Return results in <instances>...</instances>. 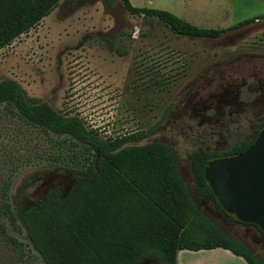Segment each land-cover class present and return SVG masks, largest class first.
I'll use <instances>...</instances> for the list:
<instances>
[{"label": "rangeland", "instance_id": "obj_1", "mask_svg": "<svg viewBox=\"0 0 264 264\" xmlns=\"http://www.w3.org/2000/svg\"><path fill=\"white\" fill-rule=\"evenodd\" d=\"M149 1L147 8H171L172 0ZM225 1L229 14L223 3L201 0L203 9L187 22L222 29L261 18L200 39L173 35L154 18L132 17L119 0H60L36 26L0 49V80L15 81L28 97L76 116L100 137L141 132L145 137L138 144L163 142L195 197L185 153L198 148L221 153L264 125V0ZM123 31L130 36H121ZM114 37L125 45V55L105 47L103 40ZM71 143L27 126L0 106V191L7 185L17 211L35 204L45 184L65 187L67 170L80 169L84 156ZM197 204L264 260L260 232L229 221L206 201ZM17 226L20 247L0 239V264H42ZM140 264L161 262L149 257Z\"/></svg>", "mask_w": 264, "mask_h": 264}, {"label": "trees", "instance_id": "obj_2", "mask_svg": "<svg viewBox=\"0 0 264 264\" xmlns=\"http://www.w3.org/2000/svg\"><path fill=\"white\" fill-rule=\"evenodd\" d=\"M59 2L0 0V49L36 26ZM119 3L128 15L154 18L171 34L189 38L215 39L261 18L222 29H204L164 10L134 7L129 0ZM121 36L130 35L123 31ZM117 38L103 42L109 51L123 56L125 45H120ZM0 106L27 126L68 138L84 156L80 169L67 170L70 179L65 187L49 190L38 203L21 211L9 203L10 194L4 185L0 191V239L6 245L20 247L15 238L21 231L18 222L42 264H140L149 257L157 258L161 264H177L175 256L180 250L216 248L241 258L245 264H264L197 204V200L206 201L229 221L260 232L254 225L225 214L204 179L203 169L213 159L246 150L264 128L262 123L247 139L236 140L221 153L200 148L185 153L193 197L166 144H138L144 133L100 137L97 130L87 129L76 116H64L28 97L11 79L0 80Z\"/></svg>", "mask_w": 264, "mask_h": 264}, {"label": "water", "instance_id": "obj_3", "mask_svg": "<svg viewBox=\"0 0 264 264\" xmlns=\"http://www.w3.org/2000/svg\"><path fill=\"white\" fill-rule=\"evenodd\" d=\"M203 176L225 214L264 236V128L243 152L209 161Z\"/></svg>", "mask_w": 264, "mask_h": 264}, {"label": "crops", "instance_id": "obj_4", "mask_svg": "<svg viewBox=\"0 0 264 264\" xmlns=\"http://www.w3.org/2000/svg\"><path fill=\"white\" fill-rule=\"evenodd\" d=\"M136 1L135 3L140 2L145 4H137L135 7L147 8L145 5H152L149 0H130ZM217 4V7L221 3L225 5V11L227 9V14H229V4L225 0H212ZM201 0H172L170 5L171 8H164V6H152V9H159L164 11H174L175 15L182 20L191 21L197 18V12H200ZM204 4V3H202ZM159 5V4H158ZM213 7L209 6L208 10H212ZM228 15L225 14V18L228 20ZM189 23V22H188ZM233 25L229 24L228 26ZM197 27V26H196ZM176 262L177 264H245V262L226 250L223 249H211V250H199V251H188L180 250L176 253Z\"/></svg>", "mask_w": 264, "mask_h": 264}, {"label": "flooded vegetation", "instance_id": "obj_5", "mask_svg": "<svg viewBox=\"0 0 264 264\" xmlns=\"http://www.w3.org/2000/svg\"><path fill=\"white\" fill-rule=\"evenodd\" d=\"M59 186H50L49 184H45L44 188L41 190V193L39 194V196L36 198L35 202H39L40 199H42V197L49 191L52 190L54 188H57Z\"/></svg>", "mask_w": 264, "mask_h": 264}]
</instances>
